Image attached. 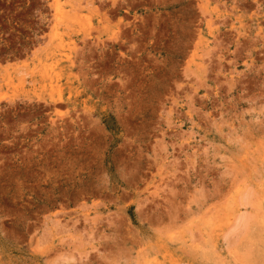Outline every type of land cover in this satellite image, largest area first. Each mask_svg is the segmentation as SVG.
<instances>
[{"label":"rangeland","instance_id":"obj_1","mask_svg":"<svg viewBox=\"0 0 264 264\" xmlns=\"http://www.w3.org/2000/svg\"><path fill=\"white\" fill-rule=\"evenodd\" d=\"M0 264H264V0H0Z\"/></svg>","mask_w":264,"mask_h":264}]
</instances>
